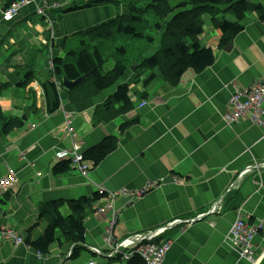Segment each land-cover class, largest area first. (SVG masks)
I'll return each instance as SVG.
<instances>
[{
    "label": "crops",
    "instance_id": "1",
    "mask_svg": "<svg viewBox=\"0 0 264 264\" xmlns=\"http://www.w3.org/2000/svg\"><path fill=\"white\" fill-rule=\"evenodd\" d=\"M72 1L71 4L48 0L49 6L60 4L57 9H45L51 26L43 18H33L40 16L33 5L19 9L9 22L1 19L0 108L11 115L16 113L18 118L27 115L28 119L23 129L9 135L0 133V178L7 169L17 174L16 183L0 196V226L18 230L24 240L16 246L0 237V264H71L78 259V264H108L110 244L155 230L175 219H195L216 203L220 209L213 218L174 226L168 231L171 248L163 264H249L239 257L236 247L223 241L236 218H244L250 226L264 219V167H258L264 164V128L252 124L249 116L230 123L227 116L235 90L244 91L256 82H264V19L256 13L247 15L245 27L232 40L229 50L219 44L221 31L205 23L199 40L203 47L213 50L212 66L201 73L186 71L177 86L159 79L144 86L150 72L142 73L137 83L129 86V99L135 102L130 113L96 124L95 106L112 95L115 87L81 104L69 103L63 94L60 109L48 115L41 89L42 83L53 81L48 63L65 57V48L59 47L64 46L66 38L78 37L88 28L113 21L121 10L126 12L138 0H128L132 3L121 9L118 0H105V4L67 14L76 3L84 6L94 0ZM247 1L264 7V0ZM2 7L0 0V12ZM61 10L66 13L58 25L53 18ZM33 41L40 44L34 43L39 48H28ZM44 43L50 44L43 48ZM31 49L34 54H30ZM40 49L49 50L43 79H38L30 66L32 57L42 52ZM70 49L78 50V46L72 44ZM28 67L30 70L24 72ZM32 70L34 74L28 82L32 90L27 89L28 85L18 88L17 84ZM132 72L130 69V77ZM126 75L122 83L130 78ZM31 102H35L36 110L29 109ZM65 113L74 114L71 124L83 143V151L106 137L117 136L116 149L90 169L87 177L74 167L61 175L52 172L57 163L54 153L71 148V141L60 131ZM129 119H138V123L120 130ZM19 152L24 153L26 162L19 159ZM250 166L255 167L242 174ZM148 185L152 189L133 202L124 197L116 200L118 210L114 211L118 216L113 234L105 231L108 214L99 219L94 214L87 217L84 250L77 260H68L69 244L64 243L61 235L46 256L26 245L28 237L33 242L38 240L47 227L38 214L42 203L92 197L98 192L97 186L131 191ZM252 244L256 263L264 264V225Z\"/></svg>",
    "mask_w": 264,
    "mask_h": 264
},
{
    "label": "trees",
    "instance_id": "2",
    "mask_svg": "<svg viewBox=\"0 0 264 264\" xmlns=\"http://www.w3.org/2000/svg\"><path fill=\"white\" fill-rule=\"evenodd\" d=\"M17 1L19 0H3L2 9H8ZM101 1L94 0L70 10L107 3H101ZM155 1L159 2L148 6L133 4L124 17L115 18L109 23L94 26L82 32L78 36L79 40L73 42L78 46V50L67 49L66 43L64 44L65 57L51 59L52 78H55L58 84L56 85L52 79L41 84L48 115L60 109L62 93L66 95L69 103L81 104L117 85L112 95L95 106L94 119L96 118V124L119 119L134 108L135 102L129 99V86L137 83L142 73L150 72L144 86L156 79L177 86L186 71L201 73L214 64L213 50L203 47L199 40L203 34L205 16L209 18V23L214 29L221 31L222 37L219 44L223 48L228 46L243 30L247 15L256 13L264 19L262 4L249 3L247 0H187L186 2L183 0L178 5L179 10L175 14L167 0ZM223 7L225 9H222ZM229 15H232L234 21L227 19ZM146 22L152 24L150 28L153 34L147 35L143 32L141 24ZM137 41L146 43L139 45ZM155 44L159 48L152 51ZM107 61H113V67L104 71ZM133 66L129 82L118 84ZM33 74V70L28 72L27 77L22 79L17 87L24 88L28 85ZM62 78L68 82L80 78L83 80L71 90H67L62 85ZM83 91L85 97L81 98ZM29 109L36 110L35 102H31ZM66 114L68 113L64 114L60 131L62 130L64 138L69 140L73 135H68L66 132L68 128L65 123ZM73 116L74 114L69 119L71 123ZM27 119V115L20 118L5 116L0 108V133L9 135L16 130L23 129L27 125ZM134 123H138V119L124 123L120 130L123 131ZM78 141L81 144L82 159L90 165V169L100 164L117 147V136L115 135L106 137L85 151L82 150V141L79 139ZM72 165V160L57 162L52 172L54 175L64 174L71 170ZM106 199V194L97 192L92 197L84 196L78 199L48 201L40 204L38 214L47 227L38 240L33 242L28 237L26 245L38 255L46 256L49 254V247L57 242V232H59L64 243L69 244L71 254L68 260H77L81 251L84 250L82 245L85 241V220L89 215L95 214L96 210L100 209V204ZM159 240L160 238H157L154 242ZM118 259L114 258L109 262L113 264ZM127 264L144 263L139 256L135 255Z\"/></svg>",
    "mask_w": 264,
    "mask_h": 264
},
{
    "label": "built area",
    "instance_id": "3",
    "mask_svg": "<svg viewBox=\"0 0 264 264\" xmlns=\"http://www.w3.org/2000/svg\"><path fill=\"white\" fill-rule=\"evenodd\" d=\"M33 5L35 7V11L38 15L43 16V12L46 8L52 7L53 9H57L58 5L49 6L48 0H42L40 4L38 0H19L13 3L8 9L2 12V19L4 21H10L12 18L17 15L19 9L24 6ZM47 22L50 25L49 20ZM48 66L52 69V63L49 61ZM53 81L58 84V82L53 79ZM249 116L250 122L254 125L261 126L264 128V122L262 118L264 116V82H256L252 84L248 89L244 91L235 90L231 101L229 102V112L227 119L230 122H238L241 118ZM71 115L70 113L65 115V123L68 126L67 133L68 135H73L69 138L71 141V148L68 150H62L55 154V161H66L72 160L73 167L78 170L84 177H87L88 171H90V165L85 163L82 159V155L80 153L81 144L79 143L76 134L74 133L73 127L71 126V122L69 121ZM256 166V165H255ZM255 166H250L246 168L242 174L250 172ZM264 167V164L261 166ZM15 171L12 169H7V174H5L2 178H0V196L6 193L12 186L16 183L15 178ZM152 189L151 185H148L138 191L141 196H135L131 194L129 190L122 189L120 193L119 191H112V192H99L100 194H106L107 199L110 201L116 200L118 197H124L133 202L147 193ZM106 210H111L113 212V218L117 216V212L114 211L112 205H107L104 207ZM220 207L215 205L210 213H217ZM103 210L98 209L95 214H100ZM240 211V210H239ZM94 214V215H95ZM116 219L112 220V225L115 224ZM181 224L180 220H175L170 223V229L173 225ZM264 225V219L258 221L256 226H250L248 222L241 217L235 219L234 223L232 224L231 228H229L228 233L224 237V243L227 244L229 247L232 248V245L238 251V255L240 258L254 264L255 262V249L252 244L253 237L256 233L262 229ZM169 228H162L156 230L148 236L149 241H143V235H134L130 237L131 239H126L121 243H115L114 245L110 244V253L109 256H116V255H124L122 252V248L129 246L128 248L132 250V256H139L144 264H163L164 258L171 248V241L170 239L162 238L163 234ZM111 234V232L109 233ZM0 237L4 240L13 242L16 246L22 245L24 240L19 232L13 228H4L0 226ZM157 238H160L158 242H154ZM107 244L110 243V236L106 239ZM92 252L99 253L95 249H90ZM70 250L68 252V257L70 256ZM100 254V253H99ZM125 258V255H124ZM129 259H126L127 262ZM89 264H97L95 261H91Z\"/></svg>",
    "mask_w": 264,
    "mask_h": 264
},
{
    "label": "rangeland",
    "instance_id": "4",
    "mask_svg": "<svg viewBox=\"0 0 264 264\" xmlns=\"http://www.w3.org/2000/svg\"><path fill=\"white\" fill-rule=\"evenodd\" d=\"M58 1H61L62 3H71V2H74V1H72V0H58ZM187 0H184V2H186ZM103 2H105V0H102L101 1V3H103ZM118 2L119 3H117V5H119V8L121 9V8H124L123 6H129L128 4L129 3H132V2H128V0H118ZM157 2H159V1H155V0H138L137 2H135L134 3V5H138V6H148V5H151V4H154V3H157ZM183 2V0H167V3H168V5H169V7L173 10V14H175V13H177L178 12V5L179 4H181ZM249 3H251V1H248ZM72 4V3H71ZM58 5H60L59 3H58ZM75 5H77V6H80V5H78V3H76ZM77 6H74V7H77ZM73 7V8H74ZM72 8V7H71ZM70 7H69V11H68V13L67 14H70V12H75L76 10H70L71 9ZM68 9V8H67ZM66 9V10H67ZM129 9H130V6L126 9V12H125V9L124 10H121L120 11V14L119 15H117V18H122V17H124L125 16V14H127V12L129 11ZM222 9H225V7H223ZM66 10H64V11H60V12H58L56 15H55V17L53 18L54 19V21H56L57 22V24L58 25H60L61 24V20L63 19V16H64V14L66 13ZM172 14V15H173ZM43 16L44 17H46V18H44L45 20V22H47V20H49V18H48V15H47V13H46V10H44V12H43ZM36 18L38 21H40L41 20V18H42V16H35V15H33V18ZM203 17V16H202ZM228 19H233L231 16H228L227 17ZM247 18V17H246ZM204 21H205V23L206 24H208L209 23V18L207 17V16H205L204 17ZM2 21H1V18H0V23H1ZM50 22V21H49ZM47 24H49L48 22H47ZM151 23H149V22H146V23H142L141 24V28L143 29V32H145L147 35L149 34H153V32L151 31ZM50 26H51V24H50ZM15 29L16 30H18L19 29V26L17 25V26H15ZM89 29V28H88ZM88 29H86V30H88ZM86 30H84V31H86ZM83 31V32H84ZM70 38V37H69ZM69 38H66L65 39V43H66V41H67V43H66V47H67V49H69L70 48V46L73 44V42H77L78 40H79V37H77V38H72V39H69ZM51 41H53V37H51ZM37 44L35 41H33V44H31V45H29L28 46V48H39V46H37V45H40V44H37V45H35V44ZM64 43V44H65ZM137 44H139V45H142V44H144V43H146L145 41H137L136 42ZM49 44L50 43H44V47L43 48H45V47H48L49 46ZM91 46H92V44H91ZM63 47L64 46H61V47H59V50H61V49H63ZM40 48H42V47H40ZM50 48V50H51V46L49 47ZM157 48H159L158 47V45H154L153 46V48H152V51H154V50H156ZM40 50H42V49H40ZM62 53V52H61ZM30 54H34V49H31V51H30ZM37 55L38 56H40V58H38L37 59ZM37 55H36V57H32L33 58V64L32 65H30V66H33V68L35 69V71H36V75H37V77H38V79H43V78H45L46 77V68H44V62L46 61L45 59H47V58H49V50H48V52L46 51V50H42V52L41 53H37ZM60 56H63V53L60 55ZM112 67H113V61H107L106 63H105V65H104V71H108V70H110V69H112ZM28 70H30V67H28L26 70H24V72H26V71H28ZM127 75H128V78L130 77V73H126ZM125 74V75H126ZM126 75V76H127ZM125 80V78H122V79H120L119 80V82H118V84H120V83H122L123 81ZM129 80V79H128ZM164 82V81H163ZM165 83V82H164ZM116 86L117 85H115V86H113V87H111V88H109V89H107V90H105V91H103V92H108V91H110V90H112L114 87H115V89H116ZM32 87L30 86V84L27 86V89L29 90V91H31L32 89H31ZM33 89H34V87H33ZM64 93H62L61 94V96L63 95ZM85 97V93H84V91H83V93L81 94V98H84ZM67 99V98H66ZM85 102H88V100L87 101H85ZM13 108H15V106H13ZM4 113V115L5 116H12V117H16V113H14L13 115H11L10 113H8V112H3ZM130 113V112H129ZM126 115V114H125ZM63 117H64V114H63ZM121 119V118H120ZM132 120H135V119H129V121L128 122H130V121H132ZM113 120H110L109 122H112ZM121 121V120H120ZM71 126H72V124H71ZM255 126H257V125H255ZM258 127H260V126H258ZM116 136V135H115ZM59 151H62V150H57L55 153H54V159H55V154L56 153H58ZM19 159L20 160H23V162H26L25 160V156H24V153L23 152H19ZM32 164V163H31ZM15 173V172H14ZM4 174H7V170L5 171V173ZM86 176H88V175H86ZM15 178L17 179V174L15 173ZM90 180V179H89ZM97 191H98V193L99 192H107V191H109V192H112L111 190H106V189H104L103 187H101V186H97ZM151 190V189H150ZM149 190V191H150ZM116 191H118V190H116ZM120 191H122V189H120L117 193L119 194L120 193ZM130 191V190H129ZM138 191H136V190H131V194H133V195H135V196H141L139 193H137ZM147 192H148V190H147ZM100 194V193H99ZM119 198V197H118ZM117 198V199H118ZM116 199V200H117ZM116 200H114V201H110V200H105V201H103L101 204H100V209H102L103 211L100 213V214H98L97 215V213L94 215L96 218H98L99 219V217H101V216H103L104 217V215H106V214H108L109 215V220H108V226H107V230H106V227H105V231H107L106 233L107 234H109L110 232H111V234H113L112 232L114 231V227H115V225H116V222H117V216H118V214H117V216H115L114 218H113V212L111 211V210H106V209H104V207L105 206H107V205H112L113 206V209L115 210V211H117L118 209L116 208V205H115V203L117 202ZM134 204V203H133ZM97 211V210H96ZM209 211H211V209L209 210ZM65 213H66V211L63 213L64 215H65ZM203 215V218L205 217V216H207V214H202ZM209 215V214H208ZM101 219V218H100ZM114 219H116V221H115V224L114 225H112V223H111V221L112 220H114ZM199 220H202V219H200L199 218V216L197 217H195V219H193V221H199ZM98 221V220H97ZM170 223L169 224H165V226L164 227H162V228H166V227H168L169 229L163 234V236H162V238H164V239H166V238H168L167 236H166V234H168L169 232V230H170ZM161 227H159V228H155V230L153 229V230H148V231H145V233H141V234H133V236L134 235H143L142 236V238H143V241H149L148 240V236H150V234H152L153 232H156V230H160V229H162ZM60 235V233L59 232H57V237ZM126 239H129V237H126V238H122L121 240H120V242H118V243H121V242H123V241H125ZM105 240H106V238H105ZM131 239H129V241H130ZM129 246H127V247H124V248H122V252H124V255H125V258H124V255H120L119 257H118V255H116L115 257L116 258H119L118 259V261L117 262H123V264H125L126 263V259H129L127 262H129L132 258H131V256H132V250L131 249H129L128 248ZM96 249V248H95ZM79 260L80 259H78L77 261H72V263L71 264H78L79 263ZM102 262H105L106 263V260H101ZM116 262V261H115ZM122 264V263H121ZM127 264V263H126Z\"/></svg>",
    "mask_w": 264,
    "mask_h": 264
},
{
    "label": "water",
    "instance_id": "5",
    "mask_svg": "<svg viewBox=\"0 0 264 264\" xmlns=\"http://www.w3.org/2000/svg\"><path fill=\"white\" fill-rule=\"evenodd\" d=\"M231 48V45L229 44L228 46H226L224 48V50H229ZM50 62L52 63V61L50 60ZM53 66V65H52ZM134 69V66L131 68V70L133 71ZM83 80V78H80L76 81H73V82H68L65 78H62V85L65 89L67 90H71L73 87H75L76 85H78L79 83H81ZM99 254V253H97ZM100 255V254H99Z\"/></svg>",
    "mask_w": 264,
    "mask_h": 264
},
{
    "label": "clouds",
    "instance_id": "6",
    "mask_svg": "<svg viewBox=\"0 0 264 264\" xmlns=\"http://www.w3.org/2000/svg\"><path fill=\"white\" fill-rule=\"evenodd\" d=\"M257 257H256V252H255V262H254V264H257L256 262H257ZM244 260V259H243ZM246 261V260H245ZM249 264H251L250 262H248Z\"/></svg>",
    "mask_w": 264,
    "mask_h": 264
}]
</instances>
